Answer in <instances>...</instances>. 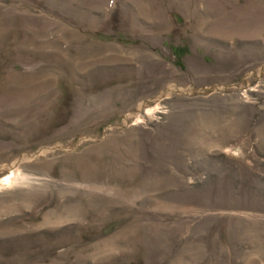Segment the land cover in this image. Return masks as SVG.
<instances>
[{
	"label": "rangeland",
	"instance_id": "rangeland-1",
	"mask_svg": "<svg viewBox=\"0 0 264 264\" xmlns=\"http://www.w3.org/2000/svg\"><path fill=\"white\" fill-rule=\"evenodd\" d=\"M0 264H264V0H0Z\"/></svg>",
	"mask_w": 264,
	"mask_h": 264
},
{
	"label": "bare ground",
	"instance_id": "bare-ground-1",
	"mask_svg": "<svg viewBox=\"0 0 264 264\" xmlns=\"http://www.w3.org/2000/svg\"><path fill=\"white\" fill-rule=\"evenodd\" d=\"M17 179H18V177L15 175H13L11 177L8 176L7 178H5L4 180L1 181L0 186H2V187L8 186Z\"/></svg>",
	"mask_w": 264,
	"mask_h": 264
}]
</instances>
